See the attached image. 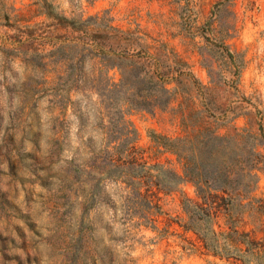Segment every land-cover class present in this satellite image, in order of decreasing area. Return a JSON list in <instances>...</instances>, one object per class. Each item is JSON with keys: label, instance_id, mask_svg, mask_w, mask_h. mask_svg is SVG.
Wrapping results in <instances>:
<instances>
[{"label": "rangeland", "instance_id": "1", "mask_svg": "<svg viewBox=\"0 0 264 264\" xmlns=\"http://www.w3.org/2000/svg\"><path fill=\"white\" fill-rule=\"evenodd\" d=\"M183 6L178 0H0V47L16 52L11 58L0 51V264H234L208 253L182 227V202L195 198L191 185L170 192L142 187V194L154 195L156 207L148 211L115 172L104 173L122 160L104 151L105 133L115 129L103 126L114 112L95 94L72 92L68 102V52L50 53L68 43L69 32L48 11L67 20L105 18L176 52L194 76L185 92L166 109L129 112L125 120L147 166L179 173L175 157L152 137H183L201 121L224 135L246 128L252 109L243 99L264 109V0ZM220 40L241 61L238 75L213 47ZM29 50L44 56L41 66L23 64L20 53ZM109 77L119 80L116 70ZM259 178L257 196L264 193V172Z\"/></svg>", "mask_w": 264, "mask_h": 264}, {"label": "trees", "instance_id": "2", "mask_svg": "<svg viewBox=\"0 0 264 264\" xmlns=\"http://www.w3.org/2000/svg\"><path fill=\"white\" fill-rule=\"evenodd\" d=\"M191 1L178 3H184L185 9ZM47 15L57 27L69 32L68 43L50 52H68V102L72 92L95 94L101 106L114 112L112 120L103 126L107 131L115 129L112 135L105 133L104 151L122 160L104 173L115 172L117 183L123 184L129 195L145 199L148 211L156 207L154 195L150 196L148 190L142 194V187L170 192L182 184L191 185L195 198L186 197L182 202V227L214 257L234 264H264V193L256 194L259 175L264 172V109L243 99L252 109L246 128L224 135L201 121L197 129L183 137L154 136L155 146L175 157L180 172L156 164L147 166L143 150L136 146L137 133L125 116L168 108L185 92V81L194 78L187 63L166 44L139 29H122L99 17L67 20L49 11ZM202 38L207 41L204 35ZM213 47L226 70L238 75L242 66L238 56L221 40ZM0 51L6 57L16 56L15 50L5 46ZM20 54L23 64L32 68L41 66L44 58L33 50ZM86 63L88 71L80 68ZM112 70L118 72V82L109 77ZM26 94L34 92L27 87Z\"/></svg>", "mask_w": 264, "mask_h": 264}]
</instances>
